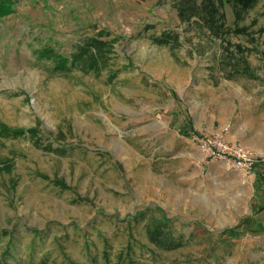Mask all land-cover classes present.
Returning a JSON list of instances; mask_svg holds the SVG:
<instances>
[{
  "label": "rangeland",
  "instance_id": "obj_1",
  "mask_svg": "<svg viewBox=\"0 0 264 264\" xmlns=\"http://www.w3.org/2000/svg\"><path fill=\"white\" fill-rule=\"evenodd\" d=\"M246 23L250 36L224 40L181 21L173 0H17L0 18V125L38 132L0 135V264H264L251 185L194 139L261 126L264 0ZM104 30L117 40L100 71L37 58ZM165 32L180 43H156ZM239 43L260 79L228 77ZM157 207L182 247L150 241Z\"/></svg>",
  "mask_w": 264,
  "mask_h": 264
},
{
  "label": "trees",
  "instance_id": "obj_2",
  "mask_svg": "<svg viewBox=\"0 0 264 264\" xmlns=\"http://www.w3.org/2000/svg\"><path fill=\"white\" fill-rule=\"evenodd\" d=\"M259 1L260 0H173V3L181 21L197 24L209 30L213 37L225 40L231 35H251L252 26L247 24L246 20ZM16 2L17 0H0V18L9 16L15 12ZM226 4L230 6L233 12V23L228 22ZM254 23V25H256L257 22L255 21ZM257 32L260 34L264 33V27H260ZM108 37H110L108 31H100L98 35H92L84 42L78 44L76 49L69 56L59 53L51 46L36 49L35 52L39 61L53 62L57 71L66 73L76 67L89 71H100L102 67L108 63V56L113 49V43L117 40L116 37ZM153 39L156 43L162 45H178L180 43V34L165 32L159 36H153ZM249 49L250 48L243 44H235V52L231 51V53L239 54L242 57V62L234 65L235 68L228 77L233 78L243 75L249 78H261L257 70L251 66L248 60L247 53ZM259 52L261 53V59L264 60V49ZM37 132L36 127L29 129H12L5 124L0 125V135L3 137L18 138L25 135L36 136ZM59 183L63 187H67L65 182L59 181ZM139 214L140 213H137L136 216H139ZM141 216L145 218L147 213L142 212L139 217ZM145 227L150 241L163 249H176L182 247L185 243L183 237L174 236L173 220L168 218L160 207L155 208V212L148 218ZM231 231L233 233L232 229Z\"/></svg>",
  "mask_w": 264,
  "mask_h": 264
},
{
  "label": "built area",
  "instance_id": "obj_3",
  "mask_svg": "<svg viewBox=\"0 0 264 264\" xmlns=\"http://www.w3.org/2000/svg\"><path fill=\"white\" fill-rule=\"evenodd\" d=\"M229 126H222L196 134L194 139L204 158L223 161L228 168L237 171L248 182L260 161L254 149L239 140L228 137Z\"/></svg>",
  "mask_w": 264,
  "mask_h": 264
},
{
  "label": "crops",
  "instance_id": "obj_4",
  "mask_svg": "<svg viewBox=\"0 0 264 264\" xmlns=\"http://www.w3.org/2000/svg\"><path fill=\"white\" fill-rule=\"evenodd\" d=\"M256 109L257 117H255V120L257 119V122L261 126H255V133L253 132V128L243 121L241 125H236V127L230 129L228 137L245 143L254 149L260 158L255 172L248 180V184L251 185L255 193V213L253 221L255 222V226L258 227L255 228V239L261 241L264 248V106L260 105ZM199 152L202 155L200 149ZM209 162L213 163L211 164L213 167L220 164L217 160H209Z\"/></svg>",
  "mask_w": 264,
  "mask_h": 264
}]
</instances>
